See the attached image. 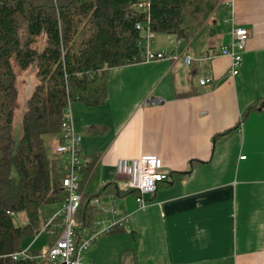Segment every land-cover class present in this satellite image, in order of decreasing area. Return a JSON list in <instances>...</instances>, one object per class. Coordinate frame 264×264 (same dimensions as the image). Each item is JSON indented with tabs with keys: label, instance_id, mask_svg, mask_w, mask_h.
<instances>
[{
	"label": "crops",
	"instance_id": "obj_1",
	"mask_svg": "<svg viewBox=\"0 0 264 264\" xmlns=\"http://www.w3.org/2000/svg\"><path fill=\"white\" fill-rule=\"evenodd\" d=\"M235 27L247 29L249 40L233 78L230 58L201 59L229 46ZM158 36L151 50L170 51L178 59L114 68L103 105L72 104L75 130L83 138L84 195L94 196L110 183L125 189L116 171L120 159L158 156L170 180L145 209L134 194L102 196L98 205L93 200L95 226L83 231L84 238L98 224L128 221L100 237L86 260L264 264V0H222L188 45L177 47L172 36ZM185 55L194 59L190 68L184 67ZM206 76L213 83L202 87ZM256 103L259 108L246 115ZM187 172L171 179L172 173ZM50 236L43 229L23 249L44 253Z\"/></svg>",
	"mask_w": 264,
	"mask_h": 264
},
{
	"label": "trees",
	"instance_id": "obj_2",
	"mask_svg": "<svg viewBox=\"0 0 264 264\" xmlns=\"http://www.w3.org/2000/svg\"><path fill=\"white\" fill-rule=\"evenodd\" d=\"M142 2L150 4L147 13L138 9ZM221 2L0 0V264H38L4 256L24 250V241L47 225L46 206L61 205L67 198L65 170L50 158L47 139L61 136L69 102L95 107L107 101L109 71L141 60L144 48L138 24H148L154 34L175 36L188 45ZM31 66L37 67L38 84L22 107L18 78ZM21 107L17 138L14 127ZM258 108L257 103L252 105L246 115ZM188 175L172 173L171 179ZM128 194L138 195L110 183L94 196L84 195L75 227L78 242L83 241L85 229L95 226L93 200ZM22 212L28 219L23 227L14 219ZM58 224L55 221L49 247L60 235Z\"/></svg>",
	"mask_w": 264,
	"mask_h": 264
},
{
	"label": "built area",
	"instance_id": "obj_3",
	"mask_svg": "<svg viewBox=\"0 0 264 264\" xmlns=\"http://www.w3.org/2000/svg\"><path fill=\"white\" fill-rule=\"evenodd\" d=\"M150 4L142 2L138 5V9L144 13L149 11ZM137 30L140 31V45L144 48L141 60L135 58L130 64L151 63L162 60H176L178 55L170 51L155 52L151 50L154 44L155 34L150 26L138 24ZM172 43L175 46L183 44L177 37L172 36ZM249 33L243 27H235L232 32V42L229 46L211 53H206L202 57V61H210L218 57H228L231 59V68L229 74L236 77L242 64L243 53L246 51ZM142 41L145 45L142 44ZM193 57L189 55L183 56V64L185 68H190L193 64ZM213 83V77L206 76L200 79V85L207 87ZM72 103L69 102L67 107L66 118L63 123V131L60 139L53 146V154L62 155L64 157L62 167L65 170V178L63 179V187L67 193V198L62 204L61 210L48 220L44 230L48 234L53 235L55 229V221H59L60 235L53 245L45 253L33 254L29 250L6 255L4 258H12L14 261H37L38 264L49 261L50 264H96L86 260V254L92 248L93 244L103 235L115 232L117 229L125 228L127 218L114 221L110 226H102L98 224L88 237L84 238L80 243L76 238V221L79 209L83 199V191L81 189V175L83 170L82 159V136L78 134L74 126V118L72 113ZM245 158V157H244ZM117 174L125 178V189L136 191L138 194L136 199L140 209L148 207L150 198L158 191L161 184L169 180V175L163 172V162L161 158L155 155H145L138 159L128 160L120 159L116 165ZM99 201L94 200V205H98ZM53 227V228H51Z\"/></svg>",
	"mask_w": 264,
	"mask_h": 264
},
{
	"label": "rangeland",
	"instance_id": "obj_4",
	"mask_svg": "<svg viewBox=\"0 0 264 264\" xmlns=\"http://www.w3.org/2000/svg\"><path fill=\"white\" fill-rule=\"evenodd\" d=\"M159 34H156V37L158 38ZM159 39V38H158ZM43 41H39L40 45L42 44ZM142 44L145 45V43L142 41ZM154 47V46H153ZM38 84V80H37V67L35 66H31L28 70L20 73V76L18 78V89H19V102L20 105L23 107L25 102L27 101V99H29L32 94H33V90L35 88V86ZM77 102H73L72 104H76ZM20 108L18 110V115L16 117V121H15V134L16 137L19 138L20 136V132H21V122L18 116L21 115L22 113V109ZM58 140L57 136H49L47 139V146H48V151H49V156L50 158L53 160H58L59 164L62 166L63 161H64V157L62 155H55L53 154V146L55 144V142ZM61 210V205H49L46 206L45 210H44V215L46 218L51 219L53 217V215L57 214V212L53 213L54 210ZM54 215V216H55ZM15 219V223L17 226H25L28 223V219H27V215L25 212L19 213L18 215L14 216ZM30 238H27L23 245L29 244L31 245L33 242H35V240L37 241V238H33L32 240H30ZM32 241V242H31ZM42 248H47V243L43 245ZM44 253L47 252V249H45V251H43ZM41 264H50L49 261H46L44 263Z\"/></svg>",
	"mask_w": 264,
	"mask_h": 264
}]
</instances>
